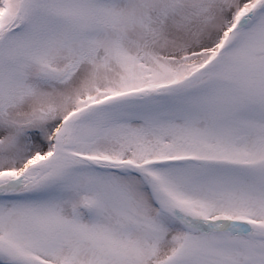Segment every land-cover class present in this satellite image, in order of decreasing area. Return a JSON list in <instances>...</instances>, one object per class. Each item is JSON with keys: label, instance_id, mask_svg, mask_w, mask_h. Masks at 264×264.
Masks as SVG:
<instances>
[{"label": "snow or ice", "instance_id": "6c2138e0", "mask_svg": "<svg viewBox=\"0 0 264 264\" xmlns=\"http://www.w3.org/2000/svg\"><path fill=\"white\" fill-rule=\"evenodd\" d=\"M0 264H264V0H0Z\"/></svg>", "mask_w": 264, "mask_h": 264}]
</instances>
